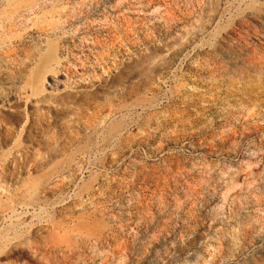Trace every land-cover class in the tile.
Returning a JSON list of instances; mask_svg holds the SVG:
<instances>
[{"label":"rangeland","instance_id":"rangeland-1","mask_svg":"<svg viewBox=\"0 0 264 264\" xmlns=\"http://www.w3.org/2000/svg\"><path fill=\"white\" fill-rule=\"evenodd\" d=\"M0 264H264V0H0Z\"/></svg>","mask_w":264,"mask_h":264},{"label":"crops","instance_id":"crops-1","mask_svg":"<svg viewBox=\"0 0 264 264\" xmlns=\"http://www.w3.org/2000/svg\"><path fill=\"white\" fill-rule=\"evenodd\" d=\"M59 163H60V162H57V163H56V164H57V166L59 165ZM101 226L103 227V224H102V223H101Z\"/></svg>","mask_w":264,"mask_h":264}]
</instances>
